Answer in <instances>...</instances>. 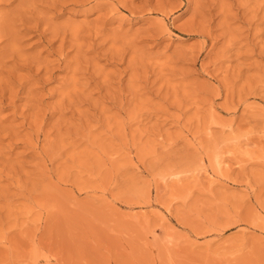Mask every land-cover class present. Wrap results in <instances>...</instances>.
I'll return each instance as SVG.
<instances>
[{
  "label": "rangeland",
  "instance_id": "1",
  "mask_svg": "<svg viewBox=\"0 0 264 264\" xmlns=\"http://www.w3.org/2000/svg\"><path fill=\"white\" fill-rule=\"evenodd\" d=\"M0 31V264H264V0H0Z\"/></svg>",
  "mask_w": 264,
  "mask_h": 264
},
{
  "label": "bare ground",
  "instance_id": "2",
  "mask_svg": "<svg viewBox=\"0 0 264 264\" xmlns=\"http://www.w3.org/2000/svg\"><path fill=\"white\" fill-rule=\"evenodd\" d=\"M1 30H2V29H1ZM1 33H2V32L0 31V36H1ZM2 34H3V33H2ZM4 36H5V35H4ZM1 38H2V36H1ZM117 55H118V54H117ZM122 59H123V58H122ZM66 96H67V95H66ZM66 96H65V97H66ZM71 96H72V95H71ZM69 99H72V98L69 97ZM67 100H68V99H67ZM72 100H73V99H72ZM76 100H77V99H76ZM62 101H63V100H62ZM65 101H66V99H65ZM70 101H71V100H70ZM68 102H69V101H68ZM71 102H75V100H74V101H71ZM65 103H67V101H66ZM69 104L73 105L74 103H69ZM67 105H68V104H67ZM71 105H70V107H71ZM73 106H74V105H73ZM73 106H72L71 108H73ZM66 107H67V106H66ZM68 107H69V106H68ZM67 109H68V108H67ZM70 110H71V109H70ZM42 119H44V118H42ZM40 121H41V120H40ZM41 122H42V121H41ZM38 123H40V122H38ZM33 125H35V124H33ZM41 125H42V123H41ZM41 125H40V126H41ZM53 126H54V125H53ZM60 126H61V125H60ZM31 127H32V126H31ZM37 127H38V126H37ZM58 128H59V127H58ZM40 129H41V128H40ZM55 129H56V128H55ZM60 129H61V128H60ZM60 129H59V130H60ZM38 130H39V129H36V131H38ZM40 131H42V130H39V132H40ZM55 131H57V133H58V130H55ZM60 132H61V131H60ZM60 132H59V133H60ZM67 132H68V131H67ZM28 133H29V132H28ZM33 133H34V131H33ZM33 133L30 132L29 134L31 135V134H33ZM35 133H36V132H35ZM37 134L40 135V133H37ZM42 134H43V133H42ZM61 134H62V133H61ZM61 134H60V135H61ZM39 135H38V136H39ZM68 135H69V134H68ZM27 136H28V135H27ZM54 136H55V135H54ZM35 137H37V135H35ZM45 137H46V136H45ZM55 137H57V135H56ZM58 137L60 138V136H58ZM30 138H31V137H30ZM38 138H39V137H38ZM66 138H67V137H66ZM36 139H37V138H36ZM36 139L31 140V141H35ZM39 139H40V138H39ZM39 139H38V141H39ZM46 139H47V138H46ZM47 140H48V139H47ZM57 140H59V139H57ZM29 141H30V140H29ZM48 141H49V140H48ZM51 142H52V141H51ZM29 143H31V142H29ZM44 143H45V142H44ZM57 143H58V142H57ZM35 144H36V143H35ZM47 144H48V142H47ZM55 145H56V144H55ZM37 146H38V142H37ZM48 146H49V144L47 145V147H48ZM50 146L52 147V145H50ZM50 146H49V147H50ZM44 147H45V146H44ZM31 148H32V147H31ZM48 149H49V148H48ZM52 149H54V147H53ZM38 150H39V149H38ZM40 150H41V149H40ZM40 150H39V151H40ZM42 150H43V148H42ZM42 150H41V151H42ZM44 151H46V150L44 149ZM53 151H54V150H53ZM56 151H57V149L55 150V153H56ZM49 152H50V151H47V154H45L44 152H43V153H44L45 155L48 156V153H49ZM43 153H42V154H43ZM50 153H51V152H50ZM39 154H40V153H39ZM42 154H41V155H42ZM58 154H59L58 158H60V155H61V154H60L59 152H58ZM55 155H56V154H55ZM53 156H54V153H53ZM44 157H45V156H44ZM50 158H51V157H50ZM54 158H55V157H54ZM54 158H53V159L51 158V159L53 160V161H52V160L50 161V162H52V164H53V162H56V161H57V160H55ZM46 159H47V158H46ZM56 159H57V157H56ZM48 160H49V159H48ZM54 160H55V161H54ZM48 162H49V161H48ZM48 162H47V163H48ZM37 163H39V161H38ZM47 165H49V164H47ZM36 166H37V165H36ZM38 166H41V165H38ZM38 166H37V167H38ZM37 167H36V168H37ZM33 168H34V167H33ZM38 168H39V167H38ZM19 169H20V168H19ZM39 169H40V168H39ZM41 170H42V169H41ZM46 170H47V168H46ZM12 171H13V170H12ZM37 171H38V170H37ZM39 171H40V170H39ZM40 172H41V171H40ZM16 182H17V181H16ZM21 187H22V186H21ZM22 190H23V189H22ZM23 192H24V191H23ZM31 247H32V250H31V248H30L29 250H31V251H30V252H27V254H25V255L22 256V257H26V255H27L28 257H30V259H33V261H34V260L37 261V260H39L40 258L43 257V254L39 251L40 249H39V245H38V244H36V243L34 242V243L32 244ZM9 249H10V248H9ZM11 249H13V248H11ZM38 249H39V250H38ZM14 251H15V250H14ZM16 253H17V252H16ZM13 255H14V254H13ZM28 257L25 258L24 260L28 259ZM21 259L23 260V258H21ZM19 260H20V259H19ZM26 261H27V260H26ZM26 261H25V262H26ZM31 261H32V260H31ZM36 261H34L33 263H36ZM44 261H45V260H44ZM13 262H14V261H13ZM23 262H24V261H23ZM39 264H40V263H39ZM41 264H42V263H41Z\"/></svg>",
  "mask_w": 264,
  "mask_h": 264
}]
</instances>
